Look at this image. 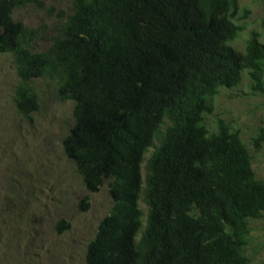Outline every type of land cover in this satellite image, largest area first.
I'll use <instances>...</instances> for the list:
<instances>
[{"label": "trees", "instance_id": "trees-1", "mask_svg": "<svg viewBox=\"0 0 264 264\" xmlns=\"http://www.w3.org/2000/svg\"><path fill=\"white\" fill-rule=\"evenodd\" d=\"M31 4L42 1L0 0V54L14 65L16 121H34L35 82L54 80L57 96L73 101L65 156L86 189L107 184L112 204L85 245L84 264H249L264 181L239 130L220 117L214 129L205 122L214 97L244 73L251 93L264 92L259 33L251 31L243 50L231 44L244 27L234 20L238 0H71L40 50V28L13 16ZM249 142L261 147L264 126ZM12 161L0 180V252L16 257L36 231L44 186L29 159ZM53 225L61 233L70 224L60 216Z\"/></svg>", "mask_w": 264, "mask_h": 264}, {"label": "rangeland", "instance_id": "rangeland-1", "mask_svg": "<svg viewBox=\"0 0 264 264\" xmlns=\"http://www.w3.org/2000/svg\"><path fill=\"white\" fill-rule=\"evenodd\" d=\"M41 1V6L31 4L13 11L15 19L40 28V36L35 41L37 50L51 43L58 22L71 10V0ZM234 20L244 27L231 42L233 46L243 50L251 31L258 32L264 43V0H238ZM15 79L12 57L7 53L0 54V180L8 174L7 165L20 156L29 159L27 164L33 166L37 180H42L44 187L38 192L36 231L19 248L16 257L2 250L0 264H84L85 245L112 204L107 184L96 191L86 189L73 163L63 152L62 139L73 124V101L57 96L54 80L38 78L35 86L40 95V106L33 114L34 121L30 124L17 122L12 105ZM219 117L239 130L242 140L248 144L255 174L264 181V143L256 149L249 142L254 131L264 126V92L251 93L250 82L244 73L237 87L222 88L214 97V109L205 119L208 128L214 129ZM14 121L21 124L20 127L15 128ZM153 148L149 147L144 153L143 185L146 160ZM85 195L88 196L85 199L87 206L82 209L80 200ZM139 205L146 211L142 198ZM60 216H64L70 225L57 233L53 224ZM250 226L246 249L249 264H264V211L250 221Z\"/></svg>", "mask_w": 264, "mask_h": 264}]
</instances>
